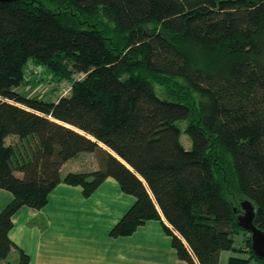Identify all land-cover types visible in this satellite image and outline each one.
Listing matches in <instances>:
<instances>
[{
	"label": "trees",
	"instance_id": "16d2710c",
	"mask_svg": "<svg viewBox=\"0 0 264 264\" xmlns=\"http://www.w3.org/2000/svg\"><path fill=\"white\" fill-rule=\"evenodd\" d=\"M46 2L0 1V189L13 195L0 264H28L8 236L12 216L42 208L59 183L87 197L113 178L135 201L109 235L160 220L187 264L236 250L244 199L264 231V0ZM34 66L68 79L70 94L17 92ZM81 153L97 167L61 175Z\"/></svg>",
	"mask_w": 264,
	"mask_h": 264
},
{
	"label": "crops",
	"instance_id": "0c3cea01",
	"mask_svg": "<svg viewBox=\"0 0 264 264\" xmlns=\"http://www.w3.org/2000/svg\"><path fill=\"white\" fill-rule=\"evenodd\" d=\"M81 154L62 165L61 175L97 167L94 157ZM12 198L11 192L0 189V211ZM134 201L111 177L87 197L81 186L59 183L42 208L22 206L13 214L8 236L29 256L28 264H187L160 220L149 219L126 236L109 235ZM161 220L169 225L162 215ZM16 257L11 252V260Z\"/></svg>",
	"mask_w": 264,
	"mask_h": 264
},
{
	"label": "rangeland",
	"instance_id": "374dc122",
	"mask_svg": "<svg viewBox=\"0 0 264 264\" xmlns=\"http://www.w3.org/2000/svg\"><path fill=\"white\" fill-rule=\"evenodd\" d=\"M47 4L48 0H46ZM105 26L107 28H110V25L108 23H105ZM35 68H40L34 70V72H40L37 73V75L33 72V74H30V76H35L36 78H31L28 79L25 83H21L18 87L15 88V90L21 94H24L26 96H36L37 98L41 97L44 99H56L60 95H69L70 94V88H71V83L68 79H62V80H51L49 79V75L46 69H43V66H34ZM26 73V70H25ZM39 74V75H38ZM29 76L28 73L25 75V79ZM41 83V84H38ZM158 86V85H157ZM160 87V86H159ZM157 87V89L159 88ZM181 142L183 146L186 149L191 148V141L188 138V136L185 133H181L180 136ZM81 155H86L85 157L87 158H92V154L90 155L89 153H82ZM83 160V159H81ZM65 169H63L64 171ZM235 207H239V203L235 204ZM240 208V207H239ZM245 231L243 229L239 230L238 233L234 235V243H233V248L236 250H224L220 254L223 255L222 262L221 264H228V257L229 256H235V257H241V258H248V262L245 264H261V261L257 258H250L249 253L247 254L246 251H242L246 246V241H245Z\"/></svg>",
	"mask_w": 264,
	"mask_h": 264
},
{
	"label": "water",
	"instance_id": "95a60500",
	"mask_svg": "<svg viewBox=\"0 0 264 264\" xmlns=\"http://www.w3.org/2000/svg\"><path fill=\"white\" fill-rule=\"evenodd\" d=\"M0 1L13 3L21 2V0ZM240 205L243 213L238 216V223L240 227L250 233V248L253 255L259 260H264V231L254 224L255 206L247 199L242 200Z\"/></svg>",
	"mask_w": 264,
	"mask_h": 264
},
{
	"label": "flooded vegetation",
	"instance_id": "af4514ba",
	"mask_svg": "<svg viewBox=\"0 0 264 264\" xmlns=\"http://www.w3.org/2000/svg\"><path fill=\"white\" fill-rule=\"evenodd\" d=\"M243 212V211H242Z\"/></svg>",
	"mask_w": 264,
	"mask_h": 264
}]
</instances>
